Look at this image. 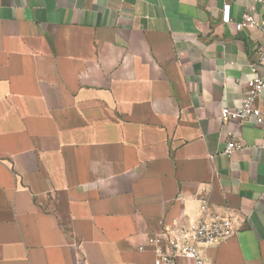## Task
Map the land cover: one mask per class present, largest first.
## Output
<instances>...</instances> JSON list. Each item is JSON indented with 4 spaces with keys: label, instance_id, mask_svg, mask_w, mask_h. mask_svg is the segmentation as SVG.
<instances>
[{
    "label": "crops",
    "instance_id": "obj_1",
    "mask_svg": "<svg viewBox=\"0 0 264 264\" xmlns=\"http://www.w3.org/2000/svg\"><path fill=\"white\" fill-rule=\"evenodd\" d=\"M262 11L0 0V264H154L148 237L204 201L237 228L199 246L206 264H264V122L221 117L264 52L235 25Z\"/></svg>",
    "mask_w": 264,
    "mask_h": 264
},
{
    "label": "built area",
    "instance_id": "obj_2",
    "mask_svg": "<svg viewBox=\"0 0 264 264\" xmlns=\"http://www.w3.org/2000/svg\"><path fill=\"white\" fill-rule=\"evenodd\" d=\"M255 2L262 5V14L256 17L244 13L242 20L236 23V29L250 26L264 33V0ZM229 19V5H225L223 21ZM257 59L256 63L250 64L251 76L246 81L239 105L234 108L223 107V119L244 120L252 117L257 124L264 122L260 109L254 105L255 99L264 89V52ZM239 148L241 144L231 140L226 144L224 153L230 154ZM201 210L202 215L198 220L162 225L157 233L148 237V244L154 252V264H176L180 257L190 259L193 264H206L199 253V246L226 241L237 231L235 219L230 213L210 212L206 201L202 203ZM139 249L144 247L140 246Z\"/></svg>",
    "mask_w": 264,
    "mask_h": 264
}]
</instances>
